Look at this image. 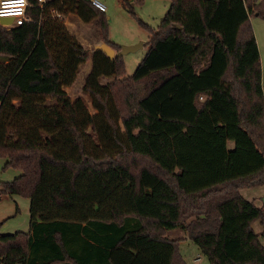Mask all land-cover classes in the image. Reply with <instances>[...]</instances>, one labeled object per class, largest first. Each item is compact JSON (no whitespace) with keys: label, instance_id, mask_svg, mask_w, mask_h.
<instances>
[{"label":"trees","instance_id":"16d2710c","mask_svg":"<svg viewBox=\"0 0 264 264\" xmlns=\"http://www.w3.org/2000/svg\"><path fill=\"white\" fill-rule=\"evenodd\" d=\"M169 1L129 77L49 14L94 23L118 53L88 0H27V22L0 25V157L20 171L0 187L30 201L29 230L0 234V264H186L174 229L210 264H264V205L239 193L264 185L249 23L264 0ZM122 2L134 15L141 0ZM87 62L93 113L64 91Z\"/></svg>","mask_w":264,"mask_h":264},{"label":"rangeland","instance_id":"374dc122","mask_svg":"<svg viewBox=\"0 0 264 264\" xmlns=\"http://www.w3.org/2000/svg\"><path fill=\"white\" fill-rule=\"evenodd\" d=\"M105 5V18L108 25V39L117 47L131 46L141 44L135 52L128 53L122 56L125 66V77L131 76L138 63L144 57L148 42L149 33L145 26L156 28L169 8V0H141L140 3H134L131 15L122 0H101ZM257 3L261 0H256ZM66 27V30L71 34L78 44L91 52L95 45L101 44V36L94 23L85 24L81 22L74 14L57 17ZM250 26L253 30L260 64H261V90L264 97V21L255 15L249 19ZM91 68L90 62H87L79 67L77 78L72 86L65 87L64 91L71 100L81 99L88 107L91 113L94 110L91 107V100L87 93L83 91L85 78ZM113 79L101 78L99 82L106 84L112 82ZM231 146V145H230ZM5 158L0 157V185L12 181L16 178L20 171L12 168H5ZM0 234L8 235L16 232L26 233L29 230V204L27 198L16 195L3 194L0 187ZM243 195L245 199H249L251 203L257 207L263 205V200H252L249 194L251 190L244 189ZM249 195V196H248ZM255 233H261V225L255 222L252 225ZM165 236L169 239H177L178 253L186 264H210L199 249L186 239L185 234L180 229L168 230ZM261 244L264 247V240L261 239Z\"/></svg>","mask_w":264,"mask_h":264},{"label":"built area","instance_id":"2783aa9c","mask_svg":"<svg viewBox=\"0 0 264 264\" xmlns=\"http://www.w3.org/2000/svg\"><path fill=\"white\" fill-rule=\"evenodd\" d=\"M90 5L95 9L105 12V5L101 0H88ZM39 7L43 8L45 0H38ZM29 4L27 0H23V3H18L17 0H0V18H11L12 21L8 25H2L7 30L20 26L28 21L27 8ZM49 14L55 17H60L54 10H50ZM0 195L2 193L0 192Z\"/></svg>","mask_w":264,"mask_h":264},{"label":"water","instance_id":"95a60500","mask_svg":"<svg viewBox=\"0 0 264 264\" xmlns=\"http://www.w3.org/2000/svg\"><path fill=\"white\" fill-rule=\"evenodd\" d=\"M12 21L11 18H0V25H8ZM141 44L131 45V46H122L120 47V51L118 53L115 52L114 49L107 46L104 43L95 45L92 51H101L108 59L113 60L116 56H124L128 53L135 52L138 48H141ZM91 53V52H90ZM264 204V201H263Z\"/></svg>","mask_w":264,"mask_h":264},{"label":"crops","instance_id":"0c3cea01","mask_svg":"<svg viewBox=\"0 0 264 264\" xmlns=\"http://www.w3.org/2000/svg\"><path fill=\"white\" fill-rule=\"evenodd\" d=\"M260 54V53H259ZM247 189H249V191L251 190V192H250V196L251 197H248V198H251L252 200H255V199H257V200H263L264 201V185H261V186H258V187H254V188H247ZM242 191H244V189H241V190H239V193H240V195L245 199L246 197H245V195H243V192ZM248 195V196H249ZM247 201L249 200V199H246ZM250 202V201H249ZM264 205V204H263ZM262 205V206H263ZM256 206V205H255ZM257 207V206H256ZM258 208H260V207H258ZM254 224V223H253ZM252 224V225H253ZM261 225V224H260ZM253 229V228H252ZM254 231V230H253ZM261 231H262V228H261ZM255 232V231H254ZM256 234H259V233H256ZM262 245V244H261ZM264 248V247H263Z\"/></svg>","mask_w":264,"mask_h":264},{"label":"snow or ice","instance_id":"6c2138e0","mask_svg":"<svg viewBox=\"0 0 264 264\" xmlns=\"http://www.w3.org/2000/svg\"><path fill=\"white\" fill-rule=\"evenodd\" d=\"M17 2H18V3H22V2H23V0H17Z\"/></svg>","mask_w":264,"mask_h":264},{"label":"clouds","instance_id":"9594fccd","mask_svg":"<svg viewBox=\"0 0 264 264\" xmlns=\"http://www.w3.org/2000/svg\"><path fill=\"white\" fill-rule=\"evenodd\" d=\"M23 3V2H22Z\"/></svg>","mask_w":264,"mask_h":264}]
</instances>
